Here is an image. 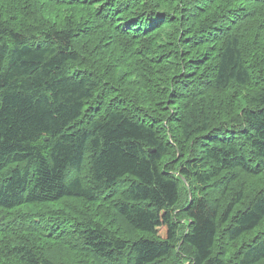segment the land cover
<instances>
[{
  "label": "trees",
  "instance_id": "16d2710c",
  "mask_svg": "<svg viewBox=\"0 0 264 264\" xmlns=\"http://www.w3.org/2000/svg\"><path fill=\"white\" fill-rule=\"evenodd\" d=\"M0 264H264V0H0Z\"/></svg>",
  "mask_w": 264,
  "mask_h": 264
},
{
  "label": "bare ground",
  "instance_id": "6f19581e",
  "mask_svg": "<svg viewBox=\"0 0 264 264\" xmlns=\"http://www.w3.org/2000/svg\"><path fill=\"white\" fill-rule=\"evenodd\" d=\"M223 99V98H222ZM157 115V114H156Z\"/></svg>",
  "mask_w": 264,
  "mask_h": 264
}]
</instances>
